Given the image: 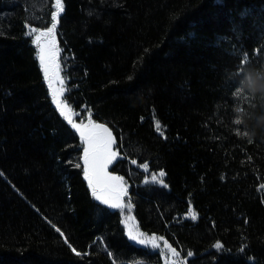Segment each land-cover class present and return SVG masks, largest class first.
I'll return each instance as SVG.
<instances>
[{
  "label": "trees",
  "instance_id": "obj_1",
  "mask_svg": "<svg viewBox=\"0 0 264 264\" xmlns=\"http://www.w3.org/2000/svg\"><path fill=\"white\" fill-rule=\"evenodd\" d=\"M55 2L0 0V264H264V93L248 86L264 82V0H62L61 99L111 133L110 171L158 247L84 179L31 31Z\"/></svg>",
  "mask_w": 264,
  "mask_h": 264
},
{
  "label": "snow or ice",
  "instance_id": "obj_2",
  "mask_svg": "<svg viewBox=\"0 0 264 264\" xmlns=\"http://www.w3.org/2000/svg\"><path fill=\"white\" fill-rule=\"evenodd\" d=\"M56 11L52 14V25L48 27L46 31L37 32L36 29H32V33H35V41L34 43L40 46V63L43 66L45 78L49 80V86L51 87V80L53 74L58 72L59 66L56 65L55 69H53L52 62L54 61V52H52L51 47H45V45L41 44L42 38L49 44L53 45L54 42L51 41L49 38L52 37L60 16L63 13V3L62 0H56L55 2ZM251 65V61L247 55H244L241 59V63L238 66V74L243 78H246L249 71L248 66ZM262 77H264V67H262L259 71H257ZM62 83V82H61ZM243 91L247 92V89H243ZM61 92L60 90H53L52 96L56 102V107L60 110L61 114L67 119L68 123L71 125L73 129L79 132L80 136L85 141V148H84V172L85 175L89 178L90 186L92 187L93 195L100 201H102L106 205H110L112 207H121L119 203V196L115 198H111L108 195L104 194L103 189L98 192L97 185L99 183V178L102 174H104V169L106 166L112 162V159L115 157V153L108 152V148L112 143L111 133L108 131L107 128H104L102 125L95 124V125H87L81 126L72 122L71 116L69 114L70 110H66V105H63L59 99ZM239 123V121H238ZM101 130L97 132L95 130ZM157 130L159 131V125H157ZM101 133L103 135H101ZM164 173L161 172L160 176H163ZM94 178L95 182H94ZM108 179L113 181H118L120 177H109ZM155 179V177H153ZM163 183V181H161ZM59 231V229H57ZM128 235L131 240L136 241L140 244H148L150 242L153 243L154 247H158L154 242L156 240L155 237L151 238V241L146 239H141L140 237L142 234L140 233H133V230L130 228ZM166 243V242H165ZM167 246V245H166ZM217 248L221 247L218 243L216 245ZM75 251V250H74ZM174 252V250H173ZM190 256L191 253H188Z\"/></svg>",
  "mask_w": 264,
  "mask_h": 264
},
{
  "label": "rangeland",
  "instance_id": "obj_3",
  "mask_svg": "<svg viewBox=\"0 0 264 264\" xmlns=\"http://www.w3.org/2000/svg\"><path fill=\"white\" fill-rule=\"evenodd\" d=\"M49 39L54 42L53 45H49L43 38L41 40V44L45 45V47H51L52 52H54L55 55H54V61L52 62V66H53V69H55V66L58 65V64H57L56 53H55V39H54V35H52V37H50ZM34 41H35V39H34ZM36 47H37L38 61H39L40 67L42 69L43 77L47 81L48 87L50 89V94L52 96V92H53L54 89L55 90H60L61 94L59 96V99H60L61 103L63 105H65L63 103L62 99H61L62 87L63 86H62V83H61L62 79H61V75H60V70L58 69V72L53 74L52 80H51V87H50L49 86V80L45 78L43 66L41 65L40 59H39L40 46L36 45ZM54 103L56 105L55 100H54ZM66 110H69L67 108V106H66ZM69 114L71 116L72 122L75 123V124H78V125H81V126H87V125H90V124L95 125V123H93L88 118L84 119V121H82V122H78L76 117H75V114L71 110L69 111ZM95 131L100 132L101 130L97 129ZM101 135H103V134L101 133ZM79 137H80V140H81V143H82V147H83V151H82V158H83L84 157V148H85L86 145H85L84 139L80 136V134H79ZM111 138H112V143H111V145L108 148V152L115 153L116 155L112 159V162L109 163L106 166V168L104 169V174H102L101 177L99 178V183L97 185V188H98V192H100V190L103 189L104 194L108 195L111 198H115L116 196H119V203H120L121 207L117 208V207H112L110 205H106L102 201L98 200L96 198V196L93 195L92 187L90 186V183H89V178L85 175V172H84V168H85L84 159H83V176H84V179L86 180V182L88 184V187L90 189V192H91L92 196L94 197V199L96 201L102 203L103 205L107 206L111 210H119L121 212V214H122V221L121 222H122V225H123V228H124V231H125V234H126L127 238L134 244L143 245V244H140V243H138L136 241L131 240L129 235H128V232H129L130 228L133 230L134 234L139 233L138 232V228H137L138 226H137L136 220H135V218H134V216L132 214V211H131V206L126 201L128 185L125 184L122 179H120L118 181H113V180L108 179L109 177H119L118 175H116L115 173L110 171L111 166L113 165V163L115 162V160L117 158V152H116V149L114 147V139H113L112 135H111ZM95 179L96 178H94V182H95Z\"/></svg>",
  "mask_w": 264,
  "mask_h": 264
},
{
  "label": "clouds",
  "instance_id": "obj_4",
  "mask_svg": "<svg viewBox=\"0 0 264 264\" xmlns=\"http://www.w3.org/2000/svg\"><path fill=\"white\" fill-rule=\"evenodd\" d=\"M249 89L253 92L259 91L264 93V82H261L257 78H250L248 81Z\"/></svg>",
  "mask_w": 264,
  "mask_h": 264
},
{
  "label": "water",
  "instance_id": "obj_5",
  "mask_svg": "<svg viewBox=\"0 0 264 264\" xmlns=\"http://www.w3.org/2000/svg\"><path fill=\"white\" fill-rule=\"evenodd\" d=\"M75 130V129H74ZM76 131V130H75ZM77 132V134H79V132L78 131H76Z\"/></svg>",
  "mask_w": 264,
  "mask_h": 264
},
{
  "label": "flooded vegetation",
  "instance_id": "obj_6",
  "mask_svg": "<svg viewBox=\"0 0 264 264\" xmlns=\"http://www.w3.org/2000/svg\"><path fill=\"white\" fill-rule=\"evenodd\" d=\"M105 128V127H104Z\"/></svg>",
  "mask_w": 264,
  "mask_h": 264
}]
</instances>
